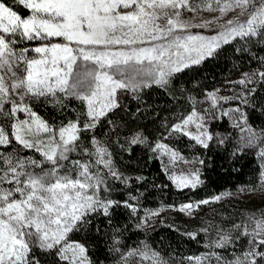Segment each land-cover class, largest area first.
I'll list each match as a JSON object with an SVG mask.
<instances>
[{"label":"snow or ice","instance_id":"1","mask_svg":"<svg viewBox=\"0 0 264 264\" xmlns=\"http://www.w3.org/2000/svg\"><path fill=\"white\" fill-rule=\"evenodd\" d=\"M218 13L201 17V13ZM191 13V16L185 15ZM213 29L215 34L194 33ZM237 54L247 53L258 66L242 72L232 95L220 89L203 90V99L188 93L189 111L168 125L150 143L134 132L119 143L117 125L110 117L124 107V99L157 86L165 91L186 70L202 65L233 43ZM264 0H0V264H96L89 247L74 239L95 230L101 217L113 225L118 209L136 216L138 196L113 193L132 188V178L120 171L111 146L122 151L133 145L150 147L165 175L179 191L195 190L204 182L203 159H188L165 141L187 138L203 149L226 137L210 130L213 121L227 118L239 130L238 148H260L264 157V127L249 122L247 109L264 114ZM181 86V92H184ZM175 98V97H173ZM78 101L75 119L49 121L36 105L63 113ZM239 101L236 107L224 104ZM22 114V115H21ZM109 131L97 135V129ZM141 182L142 177H136ZM164 187H167L165 185ZM264 194V169L258 185L241 186L244 194ZM225 193L175 208L192 216L201 205L218 203ZM160 210H149L137 224L148 225ZM213 230L198 229L205 234ZM216 238L206 248L246 247L227 259L215 252L188 256L191 264H264V212L244 216L229 229L215 226ZM197 232L187 233L196 239ZM108 252L113 264H177L149 243L125 247L123 231L112 227ZM103 264V262H101Z\"/></svg>","mask_w":264,"mask_h":264},{"label":"trees","instance_id":"2","mask_svg":"<svg viewBox=\"0 0 264 264\" xmlns=\"http://www.w3.org/2000/svg\"><path fill=\"white\" fill-rule=\"evenodd\" d=\"M240 44L224 46L219 54L205 61L202 65L178 75L172 80V87L165 91L157 86L144 89L139 99H133L128 95L124 99V107L110 113V117L117 125L115 131L118 133L119 143H124L125 138L134 132H142L148 137L150 143L161 138L165 133L164 122L171 125L181 114H186L190 109L185 97L188 93L203 99V90L212 91L220 89L224 92L239 88L229 82L238 80L242 72L258 66L257 60H250L247 53L237 54L236 47ZM251 50L257 56H264V50L259 45ZM181 86L184 92H181ZM175 97V98H173ZM259 100H264V88L260 89ZM78 101H70L69 107L63 113L51 106L36 105L35 110L46 120L65 121L75 119V111L79 110ZM249 122L255 127H264V114L260 111L247 109ZM210 130L223 136L231 135L226 120L222 119L211 124ZM109 126L98 128L96 134L108 132ZM177 148L188 159L199 158L204 164H198L201 169L203 184L194 191L184 189L179 191L171 183L162 170L163 165L155 158L150 147L144 145H133L131 151H122L119 144L111 146L115 153V159L120 171L132 178V188L121 189L114 192L117 199L126 198L127 191H132L138 196L136 203L140 210L156 209L159 207L178 206L188 202H197L211 198L224 191H232L241 186H254L260 175L261 159L256 148H241L230 140L225 144H212L209 149H203L187 138L165 141ZM136 177H142L141 182H136ZM167 185V187H164ZM222 206V205H221ZM224 208V206H222ZM218 212V211H216ZM239 210L228 211L226 217L220 218L214 215L220 222L227 226L234 222L239 223ZM137 219L130 215L126 209H118L113 216V225H108L107 220L101 217L95 223L101 227V232L92 230L83 236L77 234L74 239L82 240L90 249V255L96 264H108L110 254L108 245L111 244L112 227H119L123 231L124 246H135L141 241L149 243L153 248L159 250L165 257L173 259L177 264H188V256H201L200 244L203 242L200 235L196 239L182 236L169 221L157 226L153 231L143 232L136 229ZM242 239V238H241Z\"/></svg>","mask_w":264,"mask_h":264},{"label":"rangeland","instance_id":"3","mask_svg":"<svg viewBox=\"0 0 264 264\" xmlns=\"http://www.w3.org/2000/svg\"><path fill=\"white\" fill-rule=\"evenodd\" d=\"M185 15L191 16L192 14L185 13ZM200 15L201 17L210 18L212 16L218 15V13L203 12ZM192 31L194 33H199L203 35L215 34L213 29L211 28L193 29ZM236 90H239V88H237ZM219 94L221 96H229V95H232L233 93L230 90L227 92L220 90ZM238 105H239V101H232V102H229L228 104H224L223 108L227 109L230 107H236ZM223 119L226 120L231 135H227V136H223L221 134L219 135L226 137L227 138L226 141L230 140L234 145H238L237 142L239 139V130L233 129L231 127V122L226 117ZM219 121L221 120L213 121L211 124L217 123ZM214 133H217V132H214ZM212 144H218V143L214 140ZM255 148H256L257 154L259 155L261 159L260 161H261V170H262L264 169V157L260 156V148L259 147H255ZM182 167L197 168L198 163L192 164V165H182ZM255 185H258V181ZM251 187L249 186V188ZM240 188L241 187L235 190H232V191H224L218 194V195H221L225 193H231L232 195H224L223 198L218 203H209L208 205H201L200 210L195 212L192 216H188V215H185L184 213L179 212L178 210H174L173 207H159L156 209H149V210H160V209L162 210L160 211L158 216H153L148 220V225L150 226H141L140 228H137V224L139 223L140 219L144 217L146 212L149 211V210H140L139 213L135 216V218L137 219L136 229L143 231V232L153 231L160 224L169 221L171 224H173L176 230L184 237H189L187 233H192V232H197L198 233L197 235L201 236L202 241H203L200 244V247L202 249L201 256H207L210 252H215L220 256H223L227 259H231L233 255L239 254L241 251H243L244 247H246L245 238H242L237 243V246L235 248L231 246L225 249L206 248L205 243H209L216 238V230H215L216 225H219L220 227L224 229H229L231 227V224L227 226L225 223L220 222L214 216L216 213L218 216H220V218L221 217L224 218L226 217L225 215L228 211L232 212L238 209L240 212L238 217L240 218V221H241V219L246 215H250L252 213H256L257 215H259L261 212H264V194H261L259 190L255 194H244L239 191ZM213 197L208 198V199L211 200ZM192 203H195V202H192ZM221 205L224 206V208ZM179 206L180 205L176 206L175 208H179ZM208 222H211V224L213 225V230L208 234H205L203 232H198V229L202 227H207ZM109 257H110V260L108 264H113L115 257H113L112 255H110ZM188 264H191V262H189ZM205 264H216L215 257L209 256L208 260L205 261Z\"/></svg>","mask_w":264,"mask_h":264}]
</instances>
